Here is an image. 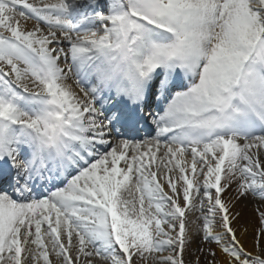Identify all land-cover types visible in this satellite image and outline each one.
I'll return each mask as SVG.
<instances>
[{
	"label": "snow or ice",
	"instance_id": "1",
	"mask_svg": "<svg viewBox=\"0 0 264 264\" xmlns=\"http://www.w3.org/2000/svg\"><path fill=\"white\" fill-rule=\"evenodd\" d=\"M249 199L264 0H0V264H264Z\"/></svg>",
	"mask_w": 264,
	"mask_h": 264
},
{
	"label": "rangeland",
	"instance_id": "2",
	"mask_svg": "<svg viewBox=\"0 0 264 264\" xmlns=\"http://www.w3.org/2000/svg\"><path fill=\"white\" fill-rule=\"evenodd\" d=\"M32 24L33 21L29 20L27 27L30 28ZM232 212L239 213L238 218L233 221V227L236 229L237 237L244 247L252 253H257L261 249H264V235H259L258 238L261 224L255 206L249 208L233 206ZM202 236V232H195L192 235L191 245L185 251V264H196L197 258H199V264H207L208 260L212 259L207 255L209 248L217 252V264H223L225 257L220 253L217 245L215 243L208 244L204 242Z\"/></svg>",
	"mask_w": 264,
	"mask_h": 264
},
{
	"label": "bare ground",
	"instance_id": "3",
	"mask_svg": "<svg viewBox=\"0 0 264 264\" xmlns=\"http://www.w3.org/2000/svg\"><path fill=\"white\" fill-rule=\"evenodd\" d=\"M33 25V24H32ZM31 26V25H30ZM29 26V27H30ZM32 27V26H31ZM30 27V28H31ZM69 83H71V81L69 82ZM73 87H75L74 85H73ZM154 134V133H153ZM255 201H253L252 199H249V200H240V201H237V202H234V206H239V207H243V208H249V207H251V206H255ZM193 219H195V217H193ZM195 227V226H194ZM195 230L193 231V233H192V235H194L195 234ZM49 247H50V245H49ZM55 258L53 257V260H54Z\"/></svg>",
	"mask_w": 264,
	"mask_h": 264
}]
</instances>
